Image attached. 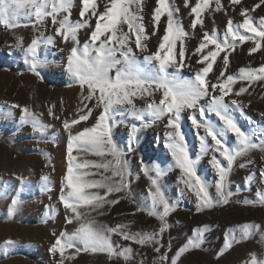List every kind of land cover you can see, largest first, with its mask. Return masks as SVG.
Masks as SVG:
<instances>
[{"label": "snow or ice", "instance_id": "obj_1", "mask_svg": "<svg viewBox=\"0 0 264 264\" xmlns=\"http://www.w3.org/2000/svg\"><path fill=\"white\" fill-rule=\"evenodd\" d=\"M81 2L82 9L79 13L81 20L73 23L70 21V14L74 0H0V23L9 28H16L20 26L18 21L21 16L35 17L33 27H36L43 25L45 18L50 16L52 24H58V27H55V35L62 37L63 42H71L73 45L66 57V74L80 87L81 96L86 102L78 117L63 121V129L67 133V167L59 200L65 210L66 223H75L77 227L70 234L67 231L61 232L54 239L49 252L53 256L59 255L57 264H65L66 260L74 258L72 255H66V250L69 249H74L75 253L81 250L102 252L109 257L128 261L132 259L133 249L114 242L112 234L139 245H159V238L168 228L166 217L175 210V205L167 198L159 183V177L165 170L156 165L152 169L143 168L150 181V188L147 190L148 199L137 205V210L146 211L149 216L156 217L160 221L158 231H124L128 225L108 227L98 223L92 216V213L103 215L102 210L106 205L111 206L119 202L107 197L127 188L124 182V176L128 174L127 163L123 158V150L114 141V127L125 124L129 116L137 121H144L146 115L151 116L153 122L166 119L165 146L174 160L175 168L180 170V179L185 188L196 197L198 209L230 203L234 193L229 188V174L234 162L253 150L264 152V128L244 129L234 115V108L242 111V101L226 97L232 93V86L237 79L248 81L249 84L256 80H264V66L258 69L242 67L239 69L238 77L228 75L222 82L220 78L224 77L229 65L227 50L230 48L234 50L237 42L252 40L254 46L249 50V54L261 48V41H264V17H260L257 24L249 15L250 10L242 7L240 10L242 22L234 23L231 19L228 20L222 41L215 31L212 34L205 31L201 42L192 53L197 57L196 63L201 67L193 73L192 78H184L180 75V70L185 66L183 60L186 53L183 42L189 33L174 17V12H178L179 9L173 8L169 0H156V7L152 12L153 35L159 28L161 18L166 16L164 34L159 38L158 49L144 55L142 59L136 55L132 46L134 44L135 49L141 52L148 51L145 43L147 39L145 25L143 16L140 15L143 9L142 0H110V6L106 4L103 12L97 11L96 0ZM212 2L213 0H197L195 6L191 7L190 15L194 17L190 23L191 29L195 30L198 25L203 27V14L210 9ZM214 2V10L220 11L223 7L221 0ZM241 2L242 0H230L232 5H240ZM261 5H264V0H260L252 11ZM185 6H188V0H185ZM60 13L67 15L58 20L57 16ZM91 17H97L94 29H91L81 45L78 33L82 28H91L89 23ZM123 25H127V31L123 30ZM177 41L181 42L178 55L174 54ZM54 43V37L51 35L38 36L23 49L24 62L37 76H40L39 69L47 63L46 59L38 57V48L41 44ZM209 45L214 47L209 49ZM17 47H22L21 43L18 42ZM206 49L208 50L205 51ZM222 52L226 54L222 58V67L216 77L217 82L213 83L206 78ZM247 91L246 87H240L235 96L238 97ZM156 92L161 93L158 102L152 99L144 108H136L135 98L153 97ZM14 108H21L22 124H30L33 132L42 135L46 133L48 125L44 124L29 107L12 104L7 115H12L11 109ZM189 109L193 110L188 117L191 124L195 129L203 131V134L197 132L199 145L195 158L190 155L186 135L181 129V114ZM94 110H99L96 116H93ZM206 114H214L218 123L208 118ZM49 115L54 116L51 107ZM90 118L94 121L91 125L75 129V126L89 121ZM125 126L129 127L128 151H132L137 140L138 127L135 123ZM229 137L234 138L232 143L229 142ZM74 149L77 153H90L104 159L101 162L90 159L77 162V156L73 155ZM210 151L212 154L209 164L216 176L212 185L197 172L198 161L209 155ZM240 167L244 165L241 164ZM91 169H103L104 173L110 171L111 176L101 173L100 179H92L90 177L96 173ZM153 171L155 177L150 174ZM259 177L264 183V171ZM18 179L21 180V184L24 183L22 178ZM42 180L47 189L50 183L49 176L44 175ZM253 182L254 176L248 175L246 183L250 186ZM211 187L215 188V196L210 194ZM100 190H104L103 194ZM256 197V200L245 199L242 203L264 205V187L257 190ZM6 198L7 193L0 192V199ZM20 204L18 195L11 199L8 207L10 217L15 215ZM260 227L245 223L231 232H226L223 249H230L234 243L251 238ZM205 230L206 227L197 228L195 236L189 238L177 250L171 264H177L180 255L188 249L200 248L204 242ZM261 238L264 239V235ZM13 244L12 240L5 241V250ZM159 250L158 246L155 247L156 252ZM166 259V256H161V264ZM250 264H264V260L258 261L256 255L252 254Z\"/></svg>", "mask_w": 264, "mask_h": 264}, {"label": "rangeland", "instance_id": "obj_2", "mask_svg": "<svg viewBox=\"0 0 264 264\" xmlns=\"http://www.w3.org/2000/svg\"><path fill=\"white\" fill-rule=\"evenodd\" d=\"M259 2L260 0H242L240 5H232L230 0H221L222 9L215 11L213 0L210 9L203 14V27L198 25L195 30L190 27L194 18L190 15L191 10L174 12V17L189 33L183 42L186 55L183 60L185 66L180 70L181 77L192 78L193 73L201 67L196 63L197 57L192 53L201 42L205 31L209 34L215 31L222 41L228 20L231 19L234 23L242 22L240 16L242 7L250 10L249 15L258 24L260 17H264V5L255 8L254 11L252 9ZM96 4L97 11L103 12L106 4L110 6V0H96ZM81 9V0H74L70 14L71 22L81 20L79 15ZM152 12L140 13L145 25L147 36L145 43L148 51L141 52L135 49L134 44L132 45L136 55L141 59L158 49L159 38L164 34L167 17L161 18L159 28L153 35ZM64 15L67 13H60L57 19H61ZM87 18L86 16L85 19ZM96 19L97 17H91L89 21L91 28H82L79 31L81 45L91 29H94ZM18 23L20 26L16 28H9L0 23V192L7 193L6 199H0V264H57L59 255L53 256L49 252L51 244L61 232L67 231L70 234L77 227L75 223H66L65 210L59 200L67 167V133L63 129V121L78 117L86 102L83 101L80 87L66 74V57L73 45L71 42H63L62 37L55 35V27H58V24L53 25L50 16L45 18L43 25L36 27H33L35 17L21 16ZM123 30L127 31V25H123ZM241 32L244 34L242 29ZM49 35L54 37L55 43L41 44L38 48V57L46 59L47 63L39 69L40 76H37L24 62L23 49L27 48L32 39ZM132 39L134 40V37ZM18 42L22 47H17ZM261 45L258 51L251 54L249 50L254 46L252 40L237 42L234 50L228 49L229 65L224 77L220 78L221 82L228 75L238 77L239 69L242 67L258 69L264 66V41H261ZM180 46L181 42L177 41L174 54L178 55ZM213 47L209 45V49ZM225 54L220 53L213 64L212 72L206 79H210L213 83L217 82L216 77L219 75ZM240 87H246L248 91L237 97L235 92ZM232 88V93L226 99L235 98L242 101V111L233 106L239 124L246 130L250 127L264 128V115H262L264 114V80H256L249 84L248 81L237 79ZM160 96L161 93L156 92L153 97L135 98V106L137 109L144 108L152 99L158 102ZM12 104L29 107L44 124L48 125L46 133L42 135L33 132L30 124H22L21 108L11 109L12 115H7ZM50 107L54 116L49 115ZM98 111L94 110L93 116H96ZM192 113L193 110L189 109L181 114V129L186 135L190 155L195 158L199 145L197 132L203 134V131L195 129L191 124L188 117ZM196 115L199 120L198 111ZM206 116L217 121L214 114H206ZM93 122L90 118L89 121L75 126V129H82ZM132 123L137 125L138 133L133 150L128 151L129 127L125 124ZM165 123L166 119L153 122L149 115L145 116L144 121H137L129 116L125 124L114 127V141L123 150V158L127 163L128 174L124 176L127 188L107 197L119 202L111 206L106 205L102 210L103 215L92 213L98 223L108 227L126 224L128 227L124 231H158L160 221L156 217L149 216L146 211H138L137 205L148 199L147 190L150 188V181L144 174L143 168L152 169L159 165L165 170L159 177V183L167 198L175 205V210L166 217L168 228L159 238V245H139L112 234L114 242L133 249L132 259L125 261L123 258L109 257L102 252L81 250L75 253L74 249H69L66 250V255H72L74 258L66 260L65 264H161V256L167 257L163 264H171L177 250L189 238L194 237L195 230L201 227H206L203 244L200 248H190L181 254L177 264H250L252 254L256 255L258 261L264 260V239L261 238L264 235V205L242 203L245 199L256 200L257 190L264 187L259 177L264 171V152L253 150L234 162L229 174V188L234 193L230 203L214 204L211 208L198 209L196 197L185 188L180 179V170L175 168L174 160L165 146ZM233 141L234 138L229 137V142ZM209 143H211L210 138ZM211 154L210 151L209 155L202 157L197 163L198 174L210 185L214 184L216 179L214 170L209 164ZM73 155L77 156V162H82L83 159L101 162L104 159L90 153H77L75 149ZM216 155L220 158L218 154ZM241 164L244 167H240ZM24 167L33 168L23 170ZM91 171L96 173L90 177L92 179H100L101 173L111 176L110 171L104 173L103 169H91ZM150 174L155 177L154 171ZM250 174L254 176V182L249 186L246 177ZM44 175L50 178L47 189L42 180ZM18 177L23 179V184ZM100 191L103 194L104 190ZM210 194L215 196L214 187L210 188ZM17 195L21 204L15 215L10 217L8 207L11 199ZM245 223L261 227L255 230L251 238L234 243L230 249H223L225 233ZM37 236L47 238L39 241ZM7 240H12L14 244L5 250L4 242ZM157 246L160 248L159 252L155 251Z\"/></svg>", "mask_w": 264, "mask_h": 264}, {"label": "crops", "instance_id": "obj_3", "mask_svg": "<svg viewBox=\"0 0 264 264\" xmlns=\"http://www.w3.org/2000/svg\"><path fill=\"white\" fill-rule=\"evenodd\" d=\"M169 3L173 8H178L182 11L191 10V7L195 6L197 0H188V6H185V0H169ZM142 11H153L156 7V0H142Z\"/></svg>", "mask_w": 264, "mask_h": 264}, {"label": "bare ground", "instance_id": "obj_4", "mask_svg": "<svg viewBox=\"0 0 264 264\" xmlns=\"http://www.w3.org/2000/svg\"><path fill=\"white\" fill-rule=\"evenodd\" d=\"M30 35H31V34H30ZM76 112H77V111H76ZM72 117H73V116H72ZM54 120H55V119H54ZM15 168H16V167H15ZM17 168H19V167H17ZM22 168H23V167H22ZM32 168H33V167H24L23 170H32ZM46 168H47V167H46ZM54 168H56V167H54ZM49 170H50V169H49ZM56 170H57V169H56ZM21 171H22V170H21ZM23 172H24V171H23ZM23 172H22V173H23ZM51 174H52V173H51ZM53 180H54V179H53ZM60 180H61V179H60ZM53 189H54V188H52L51 191H53ZM50 197H51V196H50ZM39 229H40V228H39ZM36 231H37V230H36ZM37 233H39V232H37ZM44 233H45V232H44ZM44 233H42V235H43ZM34 234H35V233H34ZM37 235H38V234H37ZM44 236H45V235H44ZM46 236H47V235H46ZM33 237H34V236H33ZM36 238L40 241V239L45 238V237H43V236H37ZM46 238H47V237H46ZM46 238H45V239H46ZM35 241H36V240H35Z\"/></svg>", "mask_w": 264, "mask_h": 264}]
</instances>
